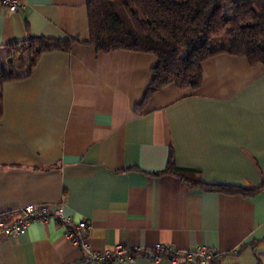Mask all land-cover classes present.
<instances>
[{
	"label": "crops",
	"instance_id": "0c3cea01",
	"mask_svg": "<svg viewBox=\"0 0 264 264\" xmlns=\"http://www.w3.org/2000/svg\"><path fill=\"white\" fill-rule=\"evenodd\" d=\"M21 1L18 13L0 5L1 51L28 34L89 40L91 0ZM158 63L83 42L43 54L29 77L5 83L0 213L64 202L92 226L95 251L208 246L223 253L219 264H264V187L244 196L154 174L173 153L205 182L264 185V65L221 53L202 62L199 88L169 84L145 99ZM65 233L53 220L33 223L0 241V264H97Z\"/></svg>",
	"mask_w": 264,
	"mask_h": 264
},
{
	"label": "trees",
	"instance_id": "16d2710c",
	"mask_svg": "<svg viewBox=\"0 0 264 264\" xmlns=\"http://www.w3.org/2000/svg\"><path fill=\"white\" fill-rule=\"evenodd\" d=\"M121 5L131 26L118 0H91L88 41L28 34L25 40L13 44L10 68L0 67V119L4 84L29 77L43 54L71 52L76 43L85 42L98 52L131 50L155 55L159 63L145 99L169 84L182 90L199 88L202 62L221 53L243 56L251 65H264V0H121ZM224 35L227 42L221 40ZM214 40L220 42L212 45ZM17 51L25 56L23 71L13 68ZM154 174L175 175L194 189L244 196H253L264 187L205 182L196 176V170L179 167L173 153L166 168Z\"/></svg>",
	"mask_w": 264,
	"mask_h": 264
},
{
	"label": "built area",
	"instance_id": "2783aa9c",
	"mask_svg": "<svg viewBox=\"0 0 264 264\" xmlns=\"http://www.w3.org/2000/svg\"><path fill=\"white\" fill-rule=\"evenodd\" d=\"M0 5L11 13H18L23 6L21 0H0ZM56 221L66 228V237L80 247L86 263L97 264H134L140 256H146L153 262L170 260L173 264H219L223 253L208 246H199L196 250H175L165 244L151 248L132 249L121 244L113 251L100 252L92 249L89 239L92 226L87 220L76 221L66 213V204H29L13 211L0 213V241L4 238L19 237L33 223Z\"/></svg>",
	"mask_w": 264,
	"mask_h": 264
},
{
	"label": "rangeland",
	"instance_id": "374dc122",
	"mask_svg": "<svg viewBox=\"0 0 264 264\" xmlns=\"http://www.w3.org/2000/svg\"><path fill=\"white\" fill-rule=\"evenodd\" d=\"M118 5H119V8H120V11L122 12L124 17L128 21L129 25L131 26V21L126 16V13H125L122 5H121V0H118ZM221 40L224 41V42H227L228 41V36L224 35L221 38ZM219 42H220V40H214L212 42V45L216 46ZM12 50L15 51V46L14 47H10V48L6 49L5 51H1L0 50V67L10 68V63H12L10 61L11 60L10 58L12 57V55H11L12 53H9V51H12ZM14 51H12V52H14ZM25 64H26L25 56L19 51L15 52V57H14V61H13V66H14L13 68H15L16 70H19V71H23L24 67H25Z\"/></svg>",
	"mask_w": 264,
	"mask_h": 264
}]
</instances>
